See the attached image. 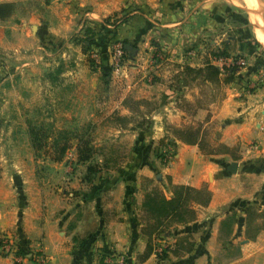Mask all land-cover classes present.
Wrapping results in <instances>:
<instances>
[{
  "label": "crops",
  "instance_id": "obj_1",
  "mask_svg": "<svg viewBox=\"0 0 264 264\" xmlns=\"http://www.w3.org/2000/svg\"><path fill=\"white\" fill-rule=\"evenodd\" d=\"M0 4L13 7L0 19V107L14 115L2 131L4 141H12V159L0 164V238L21 237L28 253L42 254L46 264H104L105 251L123 255L127 264H264V72L248 65L236 70L232 81L219 87L216 101L210 84L197 87L181 73L186 66L211 64L223 68L220 78L227 75L222 58L212 54L235 57L225 36L230 16L240 15L234 0ZM122 12L126 19L115 38L133 52L128 51L122 75L104 78L90 67L73 36L81 19L100 21ZM154 50L162 62L149 61ZM147 62L150 70L154 67L149 81ZM128 99L151 104L149 131L132 129L138 116L123 106ZM44 112L51 116L47 125L93 128L100 138L89 161L77 164L74 155L48 168L37 165L28 119ZM115 115L131 122L120 128L110 121ZM168 127L182 134L197 131L209 154ZM164 144L173 149L168 165L159 157ZM233 162L236 172L230 173ZM171 186L205 189L210 200L192 205L194 219L186 226L148 236L143 197L158 191L169 199ZM249 207L255 218L247 223ZM187 243L190 250L169 252L163 260L156 253L164 244L173 250ZM148 245L151 251L143 259ZM0 264H15L14 257L0 251Z\"/></svg>",
  "mask_w": 264,
  "mask_h": 264
},
{
  "label": "trees",
  "instance_id": "obj_2",
  "mask_svg": "<svg viewBox=\"0 0 264 264\" xmlns=\"http://www.w3.org/2000/svg\"><path fill=\"white\" fill-rule=\"evenodd\" d=\"M12 5L10 4H0V19L7 18L11 12H12ZM115 16V15H113ZM112 16V17H113ZM230 18L237 22L240 25H247L248 19L245 16L241 15H232ZM109 19L105 18L102 23L96 22V21H84V25L86 24L85 31H84V38L80 40L82 42V52L86 55L88 52H91V48L93 46H98L99 48V54L101 59V65H100V71L102 73V76L108 77L110 73H112L111 68L107 65L108 61V55L106 53V43H105V35L109 34L111 36L110 39L107 40L108 43L110 42H118L115 39V31L117 26L122 24L126 17H124L122 20H120L119 25H115V29L110 31L107 30L104 25H107L109 23ZM89 23V24H88ZM115 24V23H114ZM113 25V24H112ZM93 26H96L100 29V32L103 33L101 38L97 41L95 40V36H98V33L95 32ZM94 30V31H93ZM115 39V40H113ZM256 44V40H254ZM105 43V44H103ZM121 45H124V43L118 42ZM127 51H125L126 54ZM129 53L127 52L126 57ZM89 56V55H88ZM212 56L216 59L222 58L223 60H230L235 59V57H231L227 52L225 51H216L212 54ZM237 59V58H236ZM92 62V61H88ZM227 71V75L224 78H220L221 71L219 68H217L214 65L207 64L204 68H191V67H184L181 71L184 76L189 78L190 81L199 80L202 83H207L210 85H213L214 87H220L221 85H226L230 83L233 79L234 72L236 71L235 68H229L225 67ZM123 106L127 108L132 115H136L140 117L142 120L141 122L134 123L132 126V129H139L141 132H147L149 131V128L152 125L151 119L147 116L151 109V104L147 101H133V100H125L123 102ZM139 107L146 108L145 112L140 111ZM112 124H115L116 126L120 128H126L127 124L131 121L128 118L121 117L119 115H115L111 120ZM45 126L47 129L44 131V134L47 132L50 133V126L51 125H42ZM146 126L147 128L145 130H142L141 127ZM169 128V127H168ZM38 130H34L33 127L28 128V137L30 144L34 150H38L41 147V140L38 136L39 133ZM169 131L176 135L179 139H181L186 144H197L200 148L201 152L204 154H209L208 149L206 148V145L203 139L199 140L198 132L197 131H186L185 133H180L178 130L174 128H169ZM65 132L58 131V138H55L52 140L53 144L51 145V150L55 152L56 155H53L50 160L52 162H61L64 160L68 150L70 149L71 145L69 144L70 140L67 135L64 134ZM47 134L43 136V138L47 137ZM64 134V135H62ZM89 135V134H88ZM48 139V138H47ZM83 137H76V147H75V163H85L89 161L94 154V148L91 146V142ZM170 144V143H169ZM223 150V149H221ZM161 161L163 160L162 155H159ZM88 172L94 173V170L92 167H88ZM171 198L167 199L165 198L160 192L158 191H152L149 193H146L143 197L142 203H141V210L144 214V220L147 223V227L144 230L145 234L150 236L152 232H154L157 235L166 233V231H169L172 227H175L177 225L186 226L187 224L191 223L194 219V210L192 208V205H200L204 206L207 205L210 200V194L205 189H192L190 187L185 186H171ZM255 210L251 207L247 209L246 212V221L247 223L252 221L255 218ZM232 219V216L226 220L224 224H222V229H227L228 224L230 223ZM226 225V226H225ZM255 230H258V227L255 228ZM191 245L190 244H178L177 248H174L173 250L170 249L169 252H172L176 254L177 250H190ZM151 251V247L148 245V249L146 253L142 256L143 259H146ZM28 254V250L26 249V244L23 241V239L20 237L18 239V249H17V255L25 256ZM110 254L109 251L103 252V256H108ZM168 251L163 253L160 257L161 260L165 259L167 256ZM127 262V261H126Z\"/></svg>",
  "mask_w": 264,
  "mask_h": 264
},
{
  "label": "rangeland",
  "instance_id": "obj_3",
  "mask_svg": "<svg viewBox=\"0 0 264 264\" xmlns=\"http://www.w3.org/2000/svg\"><path fill=\"white\" fill-rule=\"evenodd\" d=\"M234 2L236 4V6L239 7V10L237 12L241 16H245L248 19V14H247L246 9L244 8L242 0H234ZM261 10H262V7H261ZM262 14H263V10H262ZM124 17H126V14H124L123 12H122L120 17H119V15L118 16L115 15L113 17L110 16L109 23H107V25H104V27L107 30L112 31V30L115 29V27H116L115 25L116 24L119 25L120 20H122ZM104 19H101L100 21H96V22L102 23V21H104ZM85 21H86V23L88 22L86 19H85ZM263 24H264V22H263ZM229 25H230V27L228 29L229 33L228 32H227V34L225 33L226 37L228 36L229 38H231V41H229V45L231 46L232 49L229 50V51L231 53L235 54L234 55L235 58H242L246 62V66L247 65L250 66V68L253 71H262V72H264V49L262 47L264 45V42H261L260 40H258L255 37L254 32H253L252 24L250 22H248L247 25H240L237 22H234L233 20H230ZM79 26L80 27L78 28V31L74 34L73 38H74L75 41L77 39L78 40L77 43H79V45H81L82 42H80V40H82L84 38V31H85L84 27H86V24L84 25V21H82V19L80 20V25ZM93 27H95V28H93L95 30V32L98 33V36H95V40L97 41L98 39L101 38L100 36H102L103 33L100 32V29L98 27H96V26H93ZM110 38H111V36L109 34H106L105 35V43L106 44L103 43V44L106 45V50L105 51H106L107 55H108V51H109V45L111 44V42L109 41V43H108L107 40L108 39L112 40ZM115 39H113V40H115ZM254 40H256V42L258 44H256ZM122 46L124 47V45H122ZM91 49L92 50H91L90 53L88 52L86 55L85 54L84 55H85L87 61H89V60L92 61V62H88L90 67L93 70L98 72V71H100V65H101L99 48H98V46H93ZM127 52H126V55H127ZM153 52H155V54H153L150 57L149 61L151 63L153 62V64H154L155 61H158L160 59L159 62H162V60H163L162 57L163 56L161 55V53H158L155 50ZM93 56H95V58ZM128 56H130V55H128ZM129 58L130 57H128V58L126 57V59L124 61V63H125L124 67L122 69H120L119 72H117L115 76H120V75L123 74L126 62H127V60ZM165 59L166 58L164 57V60ZM141 60L142 59L140 58L137 61H135V65L133 67L137 68L138 65L140 64ZM106 63L109 66L108 61ZM146 64H147V68L145 69V75H146V80L149 81V80H152L151 77H154V75H153L154 67L152 68L153 70L152 69L150 70L149 63L147 62ZM164 64H167V63L163 62V65ZM245 67L239 68V70L240 69H244ZM220 69H221V65H220ZM222 70H223V68L221 69V72H222ZM236 70H238V69H236ZM114 74H115V72H114ZM191 82H193L194 85H196L197 87H199V86L200 87H204V86L209 87L210 86V85H204V84L202 85V82H200L199 80H195V81H191ZM211 88H212V91H211V94H210L211 99H213V101H216L217 99L219 100L221 98L220 88L219 87H214L213 85H211ZM208 96L209 95L207 94V97ZM152 108H154V107L152 106ZM145 111H146V108H143V112H145ZM40 114L43 115V113H40ZM40 114L35 115L33 117H30L28 119V122H29L28 128L29 127H33L34 130H38L37 131L39 133L38 136L40 137L39 139L41 140L40 141L41 142V147L38 150H34L32 148V146H31V144H30V141H29L30 148H31L32 152L34 153V157H36V161L39 162L37 164L39 167L40 166H42V167L45 166V167L48 168L51 165H55L54 163H58V162H52L50 160V158L53 155H56L55 152L53 150H51V145L53 144L52 140H54L55 138L59 137L58 131L65 132L64 134H66V135L69 133V135H67V136L70 139L68 141H69V144L71 145V147L68 150L64 160H69L67 158H70V157L73 159V157L75 155L74 152H75V147H76V137L77 138L78 137H83V138L89 140L91 142V146L93 147V142L98 137L97 133L93 132V128H89V127H85V126L84 127L83 126H77V125H74V124H72V125L71 124H65V125L60 126V125H56L55 124L56 122L53 121V126H50V128H51L50 133L47 134V132H46L45 134H47V137L43 138V136L45 135L44 131H46L47 128L45 126H42V125H45L46 122H50L51 116H50L49 113H46V112H44L43 116H41ZM13 117H14V115H13L12 110H9V108L7 106L5 108L0 107V164L4 163V165L8 164V162L11 161V159H12V157H11L10 160H9V157H8V155H9L8 154V150H10V148H11L12 141L11 140H5L4 141V137H3L2 131L4 129V123L8 119H12ZM141 120L142 119L140 117H138V119H136L135 123L141 122ZM58 123H60V122H58ZM141 128H142V130H145L147 127L143 126ZM90 130H91V132H90ZM64 134H62V135H64ZM7 135H8V133H7ZM18 135H19V133H18ZM99 138H100V136L97 139H99ZM23 141H24V139H23ZM22 144H24V142L21 141L20 145H22ZM25 145H26V143H25ZM163 146H164L163 148L166 149L167 145L164 144ZM160 153H162V151H160ZM66 163H68V162H66ZM73 164H74V162L69 163L68 165H66V171L68 173L71 172V170L73 168ZM3 238L14 240L13 238L6 237V236H3ZM14 241H16V239ZM166 247H168L167 251L169 253L170 249H172V246L170 244L169 245L168 244H164V245H162L160 247H157L156 248L157 249L156 253H157L158 249H162V248L165 249ZM23 262H26V261L23 260L21 263L23 264Z\"/></svg>",
  "mask_w": 264,
  "mask_h": 264
},
{
  "label": "built area",
  "instance_id": "obj_4",
  "mask_svg": "<svg viewBox=\"0 0 264 264\" xmlns=\"http://www.w3.org/2000/svg\"><path fill=\"white\" fill-rule=\"evenodd\" d=\"M96 56V55H95ZM95 56H93L95 58ZM126 59V54L124 47L118 42H111L109 45L108 51V63L111 68L113 74L119 72L120 69L124 67V61ZM224 67L239 69L246 66V62L242 58H235L230 60H220ZM162 163L163 165H168L171 160H173V149L170 145H167L166 149L162 150ZM71 161V157L68 158ZM18 249V240H10L5 238H0V251L3 255H12L15 260V264H22L23 260L28 261L30 264H46V258L39 253H28L25 256L17 255ZM168 247L165 249H158L157 255L161 256L164 252L166 253ZM104 264H127L126 259L123 255H116L110 253L108 256L104 258Z\"/></svg>",
  "mask_w": 264,
  "mask_h": 264
},
{
  "label": "bare ground",
  "instance_id": "obj_5",
  "mask_svg": "<svg viewBox=\"0 0 264 264\" xmlns=\"http://www.w3.org/2000/svg\"><path fill=\"white\" fill-rule=\"evenodd\" d=\"M242 2L244 8L247 11L248 20L253 26V32L255 37L261 42H264V24L262 20V10L259 1L242 0Z\"/></svg>",
  "mask_w": 264,
  "mask_h": 264
},
{
  "label": "water",
  "instance_id": "obj_6",
  "mask_svg": "<svg viewBox=\"0 0 264 264\" xmlns=\"http://www.w3.org/2000/svg\"><path fill=\"white\" fill-rule=\"evenodd\" d=\"M258 1H259L260 6L262 7V10H263L262 20H263V22H264V0H258ZM262 47H263V49H264V45H263ZM124 49H125L126 51L133 52L132 48L129 47V46H127V45H124ZM236 167H237L236 163L233 162V163H231V164L228 166V171H229L230 173H235V172H236Z\"/></svg>",
  "mask_w": 264,
  "mask_h": 264
}]
</instances>
